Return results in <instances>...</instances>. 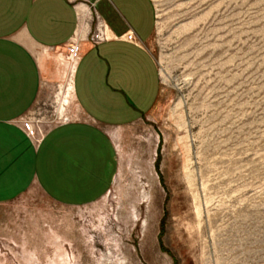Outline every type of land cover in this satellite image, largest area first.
Wrapping results in <instances>:
<instances>
[{"label": "rangeland", "instance_id": "rangeland-1", "mask_svg": "<svg viewBox=\"0 0 264 264\" xmlns=\"http://www.w3.org/2000/svg\"><path fill=\"white\" fill-rule=\"evenodd\" d=\"M72 1L80 30L101 27ZM152 3L160 90L138 121L105 129L110 189L79 207L35 187L0 203V264H264V0ZM66 69L16 121L33 146L83 118Z\"/></svg>", "mask_w": 264, "mask_h": 264}, {"label": "crops", "instance_id": "crops-1", "mask_svg": "<svg viewBox=\"0 0 264 264\" xmlns=\"http://www.w3.org/2000/svg\"><path fill=\"white\" fill-rule=\"evenodd\" d=\"M86 1L103 23L104 39L96 45L87 41L88 29L80 30L81 9L72 0H0V203L33 187L69 207L100 200L118 167L105 129L138 121L156 102L159 74L148 52L152 0ZM72 41L78 58L71 99L83 118L51 127L33 146L16 121L44 84L46 91L64 86Z\"/></svg>", "mask_w": 264, "mask_h": 264}, {"label": "built area", "instance_id": "built-area-1", "mask_svg": "<svg viewBox=\"0 0 264 264\" xmlns=\"http://www.w3.org/2000/svg\"><path fill=\"white\" fill-rule=\"evenodd\" d=\"M95 14L97 15V18L101 20L100 16L97 14L95 11ZM90 28H88V34H87V41L90 43L96 45L100 41L104 39L102 27H96L94 32L90 34ZM66 58L69 62H75L78 58V47H77V42L72 41L68 46H67V53H66ZM42 137V136H41Z\"/></svg>", "mask_w": 264, "mask_h": 264}, {"label": "bare ground", "instance_id": "bare-ground-1", "mask_svg": "<svg viewBox=\"0 0 264 264\" xmlns=\"http://www.w3.org/2000/svg\"><path fill=\"white\" fill-rule=\"evenodd\" d=\"M66 57H67V56H66ZM66 57H65V59H64V60L68 62V64H69V67H72V68H73V67H74V64H75V62H76V61H75V62H69V61L67 60V58H66ZM66 64H67V63H66ZM71 64H72L73 66H71ZM70 83H71V82H70ZM70 90H72L71 84H70Z\"/></svg>", "mask_w": 264, "mask_h": 264}]
</instances>
